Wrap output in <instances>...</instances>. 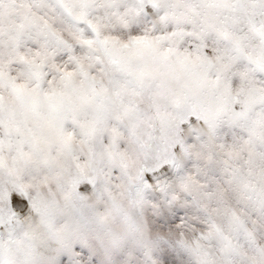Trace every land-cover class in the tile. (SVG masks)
<instances>
[{
	"label": "snow or ice",
	"instance_id": "obj_1",
	"mask_svg": "<svg viewBox=\"0 0 264 264\" xmlns=\"http://www.w3.org/2000/svg\"><path fill=\"white\" fill-rule=\"evenodd\" d=\"M0 264H264V0H0Z\"/></svg>",
	"mask_w": 264,
	"mask_h": 264
}]
</instances>
